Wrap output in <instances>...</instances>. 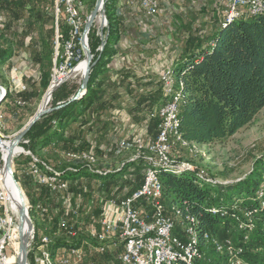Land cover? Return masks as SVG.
Instances as JSON below:
<instances>
[{
	"label": "trees",
	"instance_id": "obj_1",
	"mask_svg": "<svg viewBox=\"0 0 264 264\" xmlns=\"http://www.w3.org/2000/svg\"><path fill=\"white\" fill-rule=\"evenodd\" d=\"M118 1H105L104 12L108 24L103 29L105 43L101 50L99 48L102 40L99 33L91 27L87 34L94 63L90 69L86 93L64 108L41 116L30 127L19 145L53 169L63 171L62 178L67 181V185L77 183L82 178H87L89 181L95 180L102 184L100 190L105 198H115L120 201L130 196L142 184L143 160H132L131 156L120 159L107 167L111 171L106 175L90 173L84 164L66 161L67 152L87 151L99 157L104 156L101 148H111L109 153L112 155L119 152L116 144L123 128L119 121L124 111L133 119V122H138L143 127L144 142L146 132L153 136L152 140L156 137L158 125L162 121V117L157 115V110L165 103L166 95L163 93L159 79L154 84L157 86L153 89V93L134 94L127 81L128 70L122 69L120 77L115 79L108 76L109 63L125 52L119 47L123 32L116 11ZM39 2L40 0H0V17L2 18V21L0 20V64L12 58L13 45H15L20 49L18 55L22 53L27 55L38 71V87L31 86L28 91L21 93V96L27 100H33L39 87L46 91L50 85L57 31L60 34V48L63 42L69 39L71 31L64 15L60 14L59 19H55L56 37L54 39L53 0H43L42 5ZM94 3L95 0L89 1V10L93 8ZM224 11L225 5L221 20L212 21L214 29L200 39L190 36L180 55V60L169 65L173 67L177 79L183 84V94L178 104L179 131L181 138L190 145L211 146L223 143L239 130L250 125L264 107V14H243L224 26L222 25ZM43 12H46V15ZM80 14L82 21H85L84 14ZM43 16H48L46 18L51 22L49 36L45 37L40 33L39 38L36 39L32 35L31 28L40 25L42 29ZM12 23L16 24L11 26ZM12 29V37L8 39L5 32H10ZM74 50L76 55L71 60L72 67L83 58L77 38ZM55 61L57 65L61 62L59 57L57 60L55 57ZM152 81L149 80L146 84L151 85ZM31 84L35 86L37 83L31 82ZM5 89L6 93L1 101L7 100L10 96L9 90L6 87L3 90ZM76 89L77 85L61 83L51 94V105L66 102ZM120 90H124L126 94H120ZM21 96L16 101L18 106L25 105V99H21ZM155 111L156 114L151 116V113ZM88 133L91 135L88 136ZM74 135L77 140H74L76 139ZM46 150L58 151L62 153L61 156L65 153L64 164L60 165L58 160L52 157L47 158V154L44 155L43 152ZM22 157L20 160H15L16 156H14L11 167L13 168L15 160L14 176L29 199V189L27 190L26 186L28 180L25 181L18 176L17 166L29 165L31 157L29 155ZM3 159V153L0 151V166L3 164ZM256 164V171L253 172L255 175L252 178L247 175L233 184L206 183L197 176V169L182 173L161 170L159 173L164 196L162 199H169L171 206L175 205L182 210L186 208L183 214L188 213L193 216V223L200 235L207 233L211 237H219L221 241H224L223 239L231 237L230 233L232 234L233 230L238 232L240 240L236 242L237 244L229 239L238 247L229 246V248L232 252L241 251L236 258L243 259L245 264H264V207L260 206L256 198V191L264 188V175L261 171L257 172L260 168L264 169L263 155L256 159ZM70 166L76 167L77 171L68 170ZM31 177L29 180L40 185ZM80 191L86 192L83 188ZM24 200L28 215L32 216V209L25 196ZM29 202L31 203L30 199ZM212 210H215V213H212ZM171 212L173 217L175 213L172 210ZM176 222L181 224L183 219L180 218V221ZM240 224L244 225L243 229L238 228ZM179 229H182L180 225L173 230V234L186 239L183 230L181 233L177 232ZM60 231L64 237L73 239L76 245L86 237L84 234L73 237ZM47 234L49 235V232ZM39 237L36 228L31 240L34 243L33 247L38 244ZM201 240V245L207 242L203 238ZM68 244L59 238L55 239L52 250ZM216 253L224 262L229 258L226 251ZM105 257L108 258V254H105ZM29 260L32 264L31 253ZM205 260L206 258L202 257L193 264H202Z\"/></svg>",
	"mask_w": 264,
	"mask_h": 264
},
{
	"label": "rangeland",
	"instance_id": "obj_2",
	"mask_svg": "<svg viewBox=\"0 0 264 264\" xmlns=\"http://www.w3.org/2000/svg\"><path fill=\"white\" fill-rule=\"evenodd\" d=\"M89 1L90 0H78L77 8L80 12L84 14V17H86L90 12ZM243 12H246V11H243ZM43 14L46 15V12H43ZM46 17L48 16H43L44 26L42 29L41 27H39L40 25L39 26L36 25L33 28H31L32 35L36 39L39 38L40 33L43 34L45 37L49 36L48 31L51 28V22L48 21V18ZM236 18L238 17H235L227 22H226V18H224L222 25L225 26L227 23L232 22ZM105 22L106 21L104 20L102 14L98 13L96 18L94 19L92 27L97 33H99V35H100V30L106 27L104 26ZM15 24L16 23H12L11 26L12 25L14 26ZM40 29H41V32H40ZM12 32H13V29L10 32H5V36L8 39H10L12 37ZM55 37H56V31L54 32V39ZM122 39H123V44H126L124 42L125 37H123ZM86 42H88V40ZM55 45L56 44L54 40V49H55ZM19 52H20V49H18L17 46L13 45L12 58L2 65L0 64V94L3 99V96L6 93V89L3 90L5 87L9 90V94H10L7 100L5 101H1L2 99L0 100V147H2L0 151H2L4 159H5L6 152L10 147V143L12 139L20 132L23 126L32 117V115L40 108L42 98L45 93V91H43L39 87L37 94L35 95L33 100H27L21 96V93L28 91L29 87L32 86L34 88H37L39 79H38V71L35 69L32 61L29 60V57H27V55L25 56V54L23 53L18 55ZM55 57L56 56H55V50H54V58H53L54 63L52 66V76H51L50 85H52L53 81L64 80L63 82H68L70 85H77V89H78L79 84H80L81 75L83 74L85 67H86L85 58H81L80 60H78V62L75 64L76 67L73 70V72L69 73L70 68L68 67L69 66L68 63L66 65L67 67H63L64 66L62 65L63 63L60 65V67H56ZM168 67H172V66H167L166 68ZM59 75H65V77L63 79H62V76H60V78H56ZM31 82L37 83L35 85L36 87L33 86ZM1 84H3L5 87ZM176 89H178L177 84H176ZM162 90H163V93L166 95V99H168L170 94L165 92V90L163 89V85H162ZM19 96H21V99L23 100L25 99L24 106L16 105V101H18ZM50 100L51 99L49 98V101L46 106H52ZM164 105L165 103H163L158 108L157 110L158 116H159L160 108L163 107ZM155 114H156V111L154 113H151V116H154ZM127 127H129L127 128L128 134L133 132V134L136 136L141 133L140 136H137V137H141L143 139V136H142L143 127H141V124L139 125L138 122H134L133 125H130ZM175 143H178L180 145H177ZM182 143H183V139L181 138V134L179 131L177 135H169L168 138L166 139V144H170L171 149L169 148V145H167V148L165 150H162L160 152H154L151 149V145L153 144L152 142L145 143L144 141H142V145H134L133 155L143 156V151H144L146 153V158L142 159L143 162H145L147 159H150L152 162H156L157 163L156 166L158 167L159 171L166 170V171H171L174 173H182V172H187V171L192 172L193 170L189 171L188 169L195 168L198 170L197 176L199 178L209 177L211 179H219L223 182H228L227 184H233L243 179L247 175H249L252 178V176L255 175L253 174V172L256 171L255 170L257 166L256 159L261 157L262 155L264 156V107L254 117L250 125L242 128L236 134H234L230 139L224 141L223 143L213 144L211 146H201V145H196V144L190 145V143L183 145ZM125 146H126L125 143H121V148ZM16 150H17V147H16ZM19 151L20 150L18 149L16 153L13 155V157L16 156L15 160L17 159L20 160L23 155H26L25 153H22V154L18 153ZM43 152H44V155L47 154V158L52 157L55 160H58L60 165L61 164L63 165L66 159H67L66 161L73 162L75 164L82 165V163H84V164L91 165V166H85V168L90 173H95V174H100L98 172L99 166L101 168L103 167L102 169H107L108 170L107 173H109L111 171L109 168H107L109 165L114 164L120 159H124L129 156H132V151L129 149L122 150V152H117L114 155L109 153V154L104 155L103 157L96 156L94 153H90L87 151H81L80 158H73L71 155H66V159L64 156H61L62 153L58 151L54 152L51 150H46ZM34 157L36 160L32 161L31 159V162L29 163V165L20 164L19 166H17L18 167L17 174L21 179H23V177L28 175L27 174L28 168H32L33 172H36L41 176L49 177L53 175L56 177V182L60 181L62 182V184L67 185V181L62 178L63 171L55 170L52 167L48 166L47 164H43L44 162L38 161V158L36 156ZM155 159H158V160H155ZM15 160H14V165H13L14 170H15ZM132 160H135V159H132ZM68 170L77 171V168L70 166ZM260 171L264 175V169L262 170V168H260L258 169L257 172H260ZM159 173L160 172H158L157 179H158V183L160 184L161 192H162V185L159 179ZM5 179H6V182L8 183L11 196H12L11 200L9 201L10 209L14 213L18 214L19 203L13 193V188L8 182L6 174H5ZM26 179H30V176ZM31 181L32 180H30V182ZM89 182H93V181L88 180L87 182H83V184L87 185V183ZM58 193L60 194L59 196H61L63 200H66V205L68 206L70 202V199L67 196V193H69L68 185L63 191L58 192ZM61 194L64 196V198ZM162 202L164 203V199H162ZM166 202L170 203L169 199H166ZM176 208L177 207L175 205H172L171 207V210L175 213L173 217L175 219L178 216L182 218L181 214L176 212ZM32 218H33L32 220H33L34 227L30 223L29 229L31 230V232L30 234H28V242L32 240L34 231H36L35 226H38L40 223V218H36V217H32ZM47 220L49 222L47 221L46 223L41 222L42 225L40 226V228L41 227L42 228L40 230L43 229L45 232H49V236L48 235H43V236H47L51 238L53 240V243L55 242V239L59 238L60 240L64 242H67V240H69V244H73V243H70V241H72L71 238L64 237L61 234L62 232L59 230L57 225L53 226L50 219L48 218ZM179 225L180 227H182V229H179L177 232L181 233L182 230L184 232L185 228L187 227V222L185 223V221L183 220V226L180 223L178 224L176 222V226L173 228V230H176V227ZM51 231H55V232L52 233ZM234 231L235 230H233L232 234L230 233L231 237L229 239L232 241L234 240L235 241L234 243L237 244L236 242H238L240 238H239L238 232L236 231L234 232ZM64 232L68 235H75V232L74 233L71 231H64ZM80 233H83V232H80ZM40 239H41V236L39 237V242H40ZM223 240H226V239H223ZM232 241H231V245H229L228 242H223L220 240L219 237L213 236L210 241H207L204 245H201V248H200L201 253L203 250L202 257L206 258L205 262L202 264H206V263L235 264L233 261L230 260V257L227 258L226 262L222 261L219 258V255L216 253L218 251L215 249L216 243L218 245L224 246L223 250H225V248L229 246L238 247L237 245L232 243ZM34 242H36V240H34ZM74 247L79 248L76 246H69L67 251H69L70 248H74ZM38 250L36 251V258L38 255ZM33 252L34 250L32 249V245H31V248L28 254L29 255L30 253L32 254V264L34 263V253ZM236 260L240 264H243V261H244L243 259H242L243 261L238 260L237 258ZM83 262L86 263L87 259L85 258ZM245 263L246 262L244 261V264ZM28 264H30L29 256H28ZM70 264H72V261L70 262Z\"/></svg>",
	"mask_w": 264,
	"mask_h": 264
},
{
	"label": "crops",
	"instance_id": "obj_3",
	"mask_svg": "<svg viewBox=\"0 0 264 264\" xmlns=\"http://www.w3.org/2000/svg\"><path fill=\"white\" fill-rule=\"evenodd\" d=\"M225 2L226 0H159L157 13L154 16H147L137 3L118 1L116 11L121 21L123 32L119 40V47L125 52L109 63L108 76L111 79H115L120 77L122 69L128 70L127 81L130 83V89H132L134 94L153 93V89L157 86L154 84L158 81L160 73L171 63L180 60V55L189 37L193 36L200 39L207 36L214 29L212 21L221 20ZM39 3L42 5L43 0H40ZM0 20H2L1 17ZM123 37H125L124 42L126 44H123ZM149 80H154L151 85L146 84ZM119 93L122 95L126 94L124 90H120ZM121 115L123 117L119 123H122L123 128L116 144L117 151L129 149L133 152L135 135L133 132L127 133V125H133L134 122L125 111ZM148 134L147 132L145 134V143L150 142L153 138V136ZM90 135L91 133H88V136ZM75 138L74 140H77V137ZM120 142H124L126 146L120 148ZM110 149L101 148V153L106 155ZM23 179L25 181L28 180L26 186L27 190L29 189L28 196L31 201L30 203L29 199L26 198L27 196L25 197L28 200L30 209H32V216L28 215V219L33 225L32 217L40 218V223L36 228L41 237L48 235L43 229L40 230L42 228H40L41 222H49L48 218L53 226H58L60 219L65 220L68 227L75 232V235H71L73 237H77L79 234L86 236L78 245L73 242V244L58 246L56 247L57 249L54 248V254L62 255L66 253L69 246H76L82 249L81 257L80 259L72 260V264H124L119 258L123 251V246L116 235H111L102 244L96 241L95 237H92V232L101 231L99 219L104 203L112 199L103 196L102 190H100L102 189L100 182L92 180L93 182L84 185L83 182H87L88 179L82 178L77 183L68 184L69 193H67V196L70 202L67 206L66 200H63L58 192L53 193L46 187L33 183V181L31 183L25 177ZM81 188L86 192H81ZM163 205L164 213L173 219L175 226V221H180L179 216L177 217L178 219L176 218L177 220L172 217V206L166 200H164ZM134 207L139 210L141 215H149L151 217L152 207L149 200L139 199L134 202ZM181 224L183 226V223ZM72 241L74 240L72 239ZM67 242L69 243V240ZM29 243H32V241H29ZM99 245L103 246V250L97 249ZM105 254H108V258L105 257ZM85 258L87 259L86 263L83 262Z\"/></svg>",
	"mask_w": 264,
	"mask_h": 264
},
{
	"label": "built area",
	"instance_id": "obj_4",
	"mask_svg": "<svg viewBox=\"0 0 264 264\" xmlns=\"http://www.w3.org/2000/svg\"><path fill=\"white\" fill-rule=\"evenodd\" d=\"M123 3H137L143 12L147 16H154L158 11L159 0H122ZM78 0H53V16L54 19H59L60 14H63L67 24L71 27L69 39L63 42L60 48V34H57V44L55 45V56L60 58L59 64L64 65L63 67H68L71 69V60L75 57L76 50L75 43L76 38L79 42V37L81 35L80 31L82 25L85 21H82L81 14L77 8ZM243 4L245 0H226L224 18L240 17L243 14H257L258 9H261V2L257 3V6L250 7V12H243ZM59 33V32H58ZM78 36V37H77ZM65 57V59H64ZM62 68V66H61ZM163 72L159 75V80L161 85L165 84L163 81ZM170 112H173V107H168V109L163 113V119L158 125V133L156 137L150 142L154 143L156 147H160L161 135L167 131V120ZM141 137H134V145H142ZM120 142L119 147L121 148ZM170 147V144H167ZM80 152H67L66 155H71L73 158H80ZM24 153L29 156H33L30 151H25ZM146 153L143 151V156L132 155L131 159H145ZM158 160V159H155ZM38 161H40L38 159ZM42 162V161H41ZM46 164V163H43ZM84 163H82L83 165ZM49 166V165H48ZM84 166H91L84 164ZM69 169V167H68ZM195 171V168L188 169ZM107 171V169H102L98 167V172ZM144 172H148V179L143 180L139 188H137L130 196H127L120 201L115 199H109L104 203L103 211L99 219L101 225V231L98 232L97 241L102 244L111 235H116L119 241L122 243L123 251L120 255V260L124 264H139L140 256L143 255L142 236L144 233H153V240L158 243H164L165 248H175L177 250L183 249V243L185 240L180 239L174 235V243H167V235H173L172 231L174 225H171V219L167 217L164 213V209H160V204L155 202L153 188H152V173L144 169ZM27 174L32 176L40 185L45 186L51 191L60 192L63 191L67 185H62V182H49L48 176H41L36 172H33L32 168H28ZM147 199L150 201L152 207V215H141L139 210L134 207V202L139 199ZM130 208L129 217H122V209ZM151 218V219H150ZM59 229L63 231H74L68 227L65 220L60 219L58 221ZM27 229V248L30 251L31 245L34 250V263L39 264V261L35 259V250L40 248V243H44L43 236L40 242L33 247L34 243L28 242V234L31 230L26 225ZM26 231V230H25ZM130 235H137V242H130ZM223 242H228L231 245L229 239ZM19 230H18V214L14 213L2 200V195L0 191V264H20L21 256L19 253ZM98 250H103V246L99 245ZM164 250L158 251L162 252V258L164 257ZM29 256V254H28ZM81 251H66V253L61 255V264H70L73 260L80 259ZM237 264H239L236 261Z\"/></svg>",
	"mask_w": 264,
	"mask_h": 264
},
{
	"label": "bare ground",
	"instance_id": "obj_5",
	"mask_svg": "<svg viewBox=\"0 0 264 264\" xmlns=\"http://www.w3.org/2000/svg\"><path fill=\"white\" fill-rule=\"evenodd\" d=\"M258 2H261V9H258L257 14H252V15L264 14V0H245V4H243V11L250 12V7L257 6ZM233 18L235 17L226 18V22L230 21ZM84 39L85 41L88 40L87 35H85ZM75 67L76 65L74 66V69ZM60 76H62V79L65 77V75H59L56 78H60ZM163 81L165 82V84H163V89L165 90L166 93H169L170 95H169V98L166 99L165 105L160 108L159 117L160 118L162 117L163 119V113L168 109L169 106L173 107V112H170V115H168L167 131H165V133L161 135L160 147H156L154 143L151 145V149L154 152H160L162 150H165L167 148L166 139L168 138L169 135H177L179 133V127H180V121L178 118V103L183 94V91H182L183 84L180 80L177 79L172 67H168L164 69ZM58 82L59 80L53 81L50 88L45 91L40 107L47 105L49 98H50V91L52 90L54 86L58 84ZM176 84L178 85V89H176ZM13 139L10 143L9 149L6 152L5 159H3V164L2 166H0V191L2 195V200L7 205L8 208H10L9 201L11 200L12 196H11L8 183L6 182V179H5V174L8 179L9 184L13 188V193L20 205V200H19L18 191H17V188L19 187V185H16L14 183L12 177L8 174V171H7V162H8V156H9L8 154L10 153L11 159H12L13 155L16 153L18 149L20 150L18 153L20 154L24 153V149L19 144H17L15 147L11 146L13 143ZM182 144L186 145L189 143L183 140ZM16 147H17V150H16ZM1 148L2 147H0V150ZM31 159L32 161L36 160L34 156H31ZM156 164H157L156 162H152L150 159H147L144 162V169L152 173V188H153L155 202H158L160 204V209H164V205H163L164 203H162V200H161L163 194L161 192V187L157 179L158 172L160 171L158 170V167L156 166ZM107 172L108 170L99 172L100 173L99 175H106ZM200 178L206 183H210L214 185L228 183V182H223L219 179H211L209 177H200ZM147 179H148V172H144L143 180H147ZM48 181L56 182V177L51 175L48 177ZM256 198L259 200L260 206L263 208L264 207V188H259L256 191ZM23 203L25 207L27 208L25 200H24V196H23ZM183 210L186 211V208L185 209L183 208ZM183 210L178 207L176 208V212L181 214L185 223L187 222V227L184 230L186 239H185V242L183 243V249L177 250L175 248H165L164 250V243H158L157 241H152L153 233H144L142 236V244H145V246L143 247V255L140 256L139 264H193L195 261H198L199 259L202 258V253L200 249L201 243H202L201 239L203 238L204 241H210L212 237L208 235L207 233H203L202 235H200L198 230L196 229V226L193 223L194 222L193 216H191L188 213L183 214V212H185ZM212 213H215V210H212ZM129 215H130V208H123L122 217H129ZM169 219H171V225H174V221L172 220V218L169 217ZM238 228L243 229L244 225L240 224ZM92 237H95L96 239H98V232H92ZM43 238H44V243H40V248L38 250V255L36 258L39 261V264H61V256L54 254L53 250H51V247L53 245V240L47 236H43ZM130 242H137V235H130ZM167 243H174L173 235H167ZM223 247L224 246L218 245L216 243L215 249L218 252H222V253L226 251L227 256L230 257V260L233 261L235 264H237L236 256L241 251L232 252L230 251L229 247L225 248V250H223ZM161 250H164L163 258H162V252H158ZM69 251H81V250L79 248L74 247V248H70Z\"/></svg>",
	"mask_w": 264,
	"mask_h": 264
},
{
	"label": "water",
	"instance_id": "obj_6",
	"mask_svg": "<svg viewBox=\"0 0 264 264\" xmlns=\"http://www.w3.org/2000/svg\"><path fill=\"white\" fill-rule=\"evenodd\" d=\"M105 1L106 0H95L93 8L90 10L89 14L86 16L84 25H83V30L82 33L79 37V45L83 53V58L86 60V67L81 75L80 79V84L76 92L64 103L55 105V106H43L40 107L33 115L32 117L27 121V123L23 126V128L20 130V132L14 137L13 143L11 146L15 147L17 144L21 142L23 139L24 135L27 133V131L30 129V127L43 115L64 108L71 102L80 99L83 97V95L86 93L87 89V84L89 81V73L91 66L94 62H92L93 55L90 51L88 42L85 41L84 37L85 35L88 34L90 31L91 27L93 26L94 19L98 15V13H101L105 22L104 26H107V20L104 12V7H105ZM100 38H101V45H100V50L102 49L104 43H105V38L103 37V29L100 30ZM74 68L69 71V73L73 72ZM64 80H59L58 84L52 88L50 91V97L52 92L63 82ZM51 85H49L48 89L50 88ZM47 89V90H48ZM45 94V93H44ZM44 96V95H43ZM2 99V96L0 94V100ZM8 162H7V171L8 174L12 177L14 183L16 185H19L17 188L18 191V197L20 200V205L18 208V230H19V239H20V244H19V253L21 256L20 264H28V248H27V229H25L26 225L28 228H30V221L28 219V210L25 207L23 203V195H25L20 183L16 180L14 176V168L11 167V155L10 153L8 154ZM26 197V196H25ZM26 230V231H25Z\"/></svg>",
	"mask_w": 264,
	"mask_h": 264
}]
</instances>
